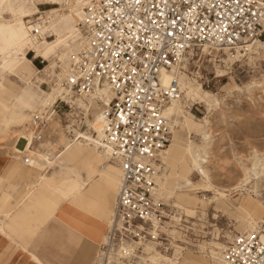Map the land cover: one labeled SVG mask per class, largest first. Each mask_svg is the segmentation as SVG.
Returning a JSON list of instances; mask_svg holds the SVG:
<instances>
[{
  "label": "rangeland",
  "instance_id": "rangeland-1",
  "mask_svg": "<svg viewBox=\"0 0 264 264\" xmlns=\"http://www.w3.org/2000/svg\"><path fill=\"white\" fill-rule=\"evenodd\" d=\"M11 2L17 12L16 16L4 14L6 22L17 24L16 19L19 18V13L25 10L34 14L26 19V25L40 23L43 31L41 34L38 27L35 31H31L38 36L41 54L33 49H27V60L20 59L21 49L29 46L26 42H22L4 56H0V67L4 65L1 62L2 57L9 60L6 69L0 68V82L19 91L20 97L12 102L10 106L12 112L7 119L0 121V151L11 158L4 174L0 177V195L3 192L9 193L13 204L19 206L23 195L40 182L38 174L40 168L36 165L38 160L35 157L43 154L50 158L51 165L40 160L47 166L46 173L49 176L64 175L65 167L69 165L68 163L62 165L60 158L65 157L70 163L73 162L63 152L64 144L74 146L79 143L80 134L89 130L91 122L99 110L104 109V105L100 101L90 104L87 99H80L64 88V81L70 71V55L79 48L76 41L79 36L72 39L71 36L69 37L71 32L68 33L76 24L60 20L61 15L71 13V1L11 0ZM19 29L21 33L27 32L25 28ZM259 39L264 41V33ZM44 41H46L45 44H43ZM205 52L210 56H201L196 64L190 65L191 63L187 62L181 68L180 76L183 82L190 84L195 92L215 94L220 101V105L211 116L212 130L216 136L209 150L212 158L205 165L214 188L202 191L188 187L182 191L168 192L170 189L163 188L162 183L170 174L181 173V166L177 161L164 156L165 169L159 181L160 193H163L160 196L167 204L176 207L183 215V219L185 218L191 227L193 225L194 229L193 235H190L191 240L179 244L186 249L181 247L178 249L179 257L175 264L183 257L203 261L206 264H218L209 258L208 251L211 250L209 246L225 244L238 233L257 229L250 225L252 220L248 219L243 209L249 210L253 202L264 205V173L256 179L253 174L245 171V168L252 167L257 160H260L263 165L261 171L264 172V85L262 87L257 85L264 81V52L256 55L244 51L242 57H236L237 54L229 53L227 50L215 49L205 50ZM12 73L14 75H11ZM236 87L240 88V91H236ZM5 98L11 101L12 93H6ZM46 99H48L47 104ZM65 101H72L74 103L72 108H69ZM179 104H182L184 110L191 113L198 123H201L207 114L208 106L205 103H201L196 97L191 100L185 98L182 90ZM180 110L182 109L179 107L172 116L177 123L168 147L169 149L172 143H176L179 153L183 152L189 139ZM38 114L46 119L47 126L40 133L35 131L36 135H41L42 141L37 143L38 139H35L34 145L32 116ZM34 118L40 121L38 116ZM72 130L80 131L73 134ZM68 131L70 135L67 134ZM176 135L177 138H174ZM21 137L28 141L25 148H23L25 144L23 140L19 147L16 146L17 140ZM191 140L195 145L203 144L202 138L194 133ZM88 151L90 152V149ZM174 155L176 156V153ZM110 164L113 163L110 161ZM188 164L191 181L201 185L203 176L197 172L192 163ZM23 165H27L29 169ZM101 166L97 168L106 169L103 165ZM81 173L88 181L89 176ZM3 176L4 181H1ZM173 177V180L169 182L174 187L177 186L178 177ZM98 179L99 176L94 175V181L89 180L91 182L88 189L95 184L106 189V184L97 181ZM107 195L112 209L116 191L111 189ZM184 195L195 198V201L185 199ZM16 209L12 210L11 214H14ZM6 211L10 209L0 212L2 225L9 222L5 216ZM62 211L63 216L59 219L64 223L79 231H90L87 240L98 246L90 261L94 260L96 264L99 257L97 255H101L100 246L102 242L107 241L106 234L110 227L102 221L99 223L95 214L74 212L75 210L69 204L63 206ZM175 220L179 221L178 216ZM94 222H98V230L92 233L91 226ZM253 222L257 224L256 226L264 223V213L260 219L257 218ZM191 223L194 224L191 225ZM104 232H106L105 236ZM170 232L172 235L181 237L176 227H172ZM102 235L106 237V240ZM99 236L102 237L100 241H98ZM145 253L148 256L142 255L140 264H144V261L156 260L157 252L154 254L151 248H145Z\"/></svg>",
  "mask_w": 264,
  "mask_h": 264
},
{
  "label": "built area",
  "instance_id": "built-area-1",
  "mask_svg": "<svg viewBox=\"0 0 264 264\" xmlns=\"http://www.w3.org/2000/svg\"><path fill=\"white\" fill-rule=\"evenodd\" d=\"M85 10L88 47L64 88L74 95L111 88L103 142L122 169L113 227L96 264H140L147 247L157 252L154 264H173L194 223L159 196L165 168L154 163L170 144L174 126L165 110L180 87L176 79L165 86L162 70L196 64L210 56L205 50L234 52L261 38L264 0H88ZM219 264H264V223L226 241Z\"/></svg>",
  "mask_w": 264,
  "mask_h": 264
},
{
  "label": "bare ground",
  "instance_id": "bare-ground-1",
  "mask_svg": "<svg viewBox=\"0 0 264 264\" xmlns=\"http://www.w3.org/2000/svg\"><path fill=\"white\" fill-rule=\"evenodd\" d=\"M51 2H59L60 0H50ZM71 1V9L69 14L61 15L60 20L61 21H70L75 23L76 27L74 26L72 30L68 31V33L71 32L69 37L71 36L72 39L77 36L76 41H78V49L75 52H72L70 55L71 64L69 66V73L72 71V65L73 62L77 59L78 53L86 49L88 47V40L87 36L85 35L84 28L81 26L85 22V15H86V6L88 5V0H70ZM35 4V3H34ZM36 5V4H35ZM37 9V8H36ZM5 11H7L5 13ZM17 10L12 6L11 0H0V56H4L8 51H11L13 48L21 44L22 42H26L28 44V47H24L21 49L20 55L22 57L20 59L27 60L26 57V51L27 49H33L37 53L41 54L42 50L40 49V41L38 39V36L36 34L31 33V31H35L38 27L40 30V33L42 34V26L40 23H36V25L27 26L26 25V19L33 16L34 14H31L29 11H21L19 13V18L16 19L17 24H12L5 21L4 14H11L16 16ZM79 20V21H78ZM79 22V23H78ZM80 28H79V27ZM19 28H25L26 33H21ZM262 32H264V21L262 22ZM42 37V36H41ZM60 38V36H58ZM45 39V38H44ZM46 41L43 42L45 44ZM222 50V49H219ZM227 50L229 53L230 51ZM250 52L254 53L256 55H261L262 52H264V41L262 39L260 40L258 37L254 38L252 40H249L243 47H239L234 51L236 57H242L243 52ZM246 55V54H245ZM224 56V55H223ZM45 57V56H44ZM231 57V55H230ZM239 59V58H238ZM9 60H5L4 57L1 58V62L4 63L3 66L0 68L6 69V64ZM182 67H172L171 69H163L162 70V76H163V84L165 86H168L174 79H176L179 82V95L172 99L170 103L168 104L167 109L165 110V116L172 121L173 124V131L172 134L176 128L177 121L173 120V115H175V111L179 109V107L182 109L181 111V117L184 124V128L187 130L188 133V141L187 146L184 148L183 152H178V146L176 143H172L170 148H166V150L163 152V154L160 156L157 162L154 163V166L156 168L159 167V164H164V156L166 158L172 159L177 161V163L181 166V173L175 175V173L170 174L167 176L162 185L163 188L168 187L170 190L168 192L174 193V190L182 191L183 189H186L188 187H194L193 190H202V191H209V188H214V184L207 175V172L205 170L206 166L209 163V159L211 157V152H209L211 145L214 143V132L212 130V121L211 116H213L214 111L216 110L217 106L220 105L219 99L216 97L215 94L207 93L199 94L198 92H195L190 84L184 83L183 78L180 76V70ZM11 75H14L13 73ZM260 87L264 85L263 83H258ZM181 90L182 93H185V98H189L190 100L192 98H198L201 103H205L208 106L207 114L206 116L201 120V123H198L196 121V118L189 113L188 111H185L182 104H179V99L181 96ZM236 91H240V88L236 87ZM68 91V90H67ZM12 93V100L5 98L6 93ZM44 93V92H43ZM69 93H71L69 91ZM33 96H35L34 93L31 92ZM73 94V93H71ZM44 95H47L44 93ZM50 95V94H48ZM74 95V94H73ZM80 97V99H87L90 104L95 102H102L104 105L103 110H99L94 120L91 122L89 130L86 132H82L80 134V142L75 144L74 146H71V144H64L63 152L70 157V159L73 160L72 163L69 162V159L65 157H61L60 163L62 165H65V163H68L70 166H66V171L64 172V175H53L49 176L46 173L47 166L44 163H41L40 160L43 162H46L47 164L51 165L52 162L50 161V158L46 155L40 154L39 157H35L38 162H36L37 167L40 168L38 174L40 175V182L37 185H33L30 190L25 193L19 203V206H15L13 202L11 201L12 197L9 193L3 192V194L0 195V212L4 211V209H10V211H6V218L9 222L7 224L2 225V222H0V231L4 234H7L5 230V226L13 225L15 222L16 214H18V211L26 210V211H32V210H38L41 208H46L49 211V216H47L40 224H44L48 221L50 217H58L62 218V207L65 205H71V207L75 210L74 212H79L82 214H88L92 213L95 214L97 221L99 223L102 221L105 223L110 229L113 227L114 222V215H115V209H116V203L114 206V211L112 218L111 216V203L109 201V197L107 193L113 189L117 191L118 183H119V191L120 186L122 182V176L119 182V175H120V169L121 164L117 160H113L111 158V147L106 145L103 142L104 139V123H105V112L110 104V102L113 99V92L111 88L108 85H104L103 87H100L96 92L94 93H84L82 95H74ZM58 98V97H57ZM20 99L19 97V91L13 89V87H8L5 85L4 82H0V121L7 119L9 114L12 112V108L10 107L14 100ZM46 104L48 103V99L45 100ZM188 102V101H187ZM66 105H69V108H72V104H74L72 101H65ZM80 105V103H78ZM181 105V106H180ZM35 116H38L40 118V121L35 120ZM46 119L42 116L33 115L32 116V128L33 129V136L32 140L35 145V139L37 138V143H40L42 141V137L40 134H35V131L40 133L43 131V129L46 128L47 123L45 121ZM44 124V125H43ZM71 129V127H70ZM73 134H76V132L80 130H72ZM195 134L196 136H200L203 140V144L201 145H195L193 144L192 134ZM70 135V132L68 133ZM23 138V137H21ZM17 140L16 145L19 143L20 139ZM174 138H177V135L174 136ZM25 139V138H24ZM28 144V143H27ZM26 144V145H27ZM24 145V148L26 147ZM72 147V148H71ZM88 147V148H87ZM90 149V152L88 151ZM33 153V152H32ZM93 153V154H91ZM176 153V156L174 155ZM31 156V155H30ZM29 157V156H28ZM260 159V158H259ZM26 163V160H24ZM110 161L113 164H110ZM188 163H192L197 172L202 175V184H194L190 179V166ZM103 165L105 170H100L97 167ZM119 165V166H118ZM262 162L257 160L256 163L253 164L252 167L245 168V171L247 173L253 174L256 179H258L259 175L263 174L264 172L261 171L262 169ZM102 167V166H101ZM91 170H88V169ZM122 170V169H121ZM193 170V169H192ZM85 173L89 176V180L94 179V175L99 176V179L97 181H102L106 184V189H102L98 186V184L91 186L90 189H88L89 182L86 181L82 175V173ZM173 176L178 177V183L177 186H172V184L169 182L173 180ZM181 179V180H180ZM206 179V180H205ZM248 179V177H247ZM1 181H4V176L1 178ZM94 181V180H93ZM95 181V183L97 182ZM160 181V178H159ZM163 192L160 193L159 190V196ZM119 194V192H118ZM161 197V196H160ZM185 199H191V201H195V198H190L189 196H183ZM11 207L12 210L16 209V213L11 214ZM244 213L248 216V219H251L252 222L250 223L251 226L254 228H257V224L253 221L255 219L259 218L264 213V205L262 204H256L252 203L249 210H244ZM72 216V214H71ZM75 217L73 216V219ZM92 233H94L96 230H98V222H94V225L91 226ZM209 248L211 250L208 251V256L212 260L216 261L219 264V255L220 251L224 248V244H216L215 246L210 245ZM35 257V256H34ZM36 260H38L35 257ZM39 261V260H38ZM151 261V260H149ZM147 261H144V264H146ZM155 261H151V264H154ZM177 262V261H176ZM174 262L173 264H175ZM177 264H206L203 261L188 259V258H182L181 261H179Z\"/></svg>",
  "mask_w": 264,
  "mask_h": 264
},
{
  "label": "crops",
  "instance_id": "crops-1",
  "mask_svg": "<svg viewBox=\"0 0 264 264\" xmlns=\"http://www.w3.org/2000/svg\"><path fill=\"white\" fill-rule=\"evenodd\" d=\"M21 142L22 140L16 146L19 147ZM10 160V157L0 151V177L4 174ZM23 166L29 169L27 165ZM119 169L120 182L122 176L120 166ZM118 192L119 183L111 218ZM21 209L16 214L14 224L5 226L7 234L0 231V264H94L95 261L90 260L98 246L87 240L89 230L79 231L58 217H50L41 225L40 223L49 216L46 208L32 211ZM105 234L106 232L103 233L104 236ZM103 235V239L106 240ZM102 237L99 236L98 241Z\"/></svg>",
  "mask_w": 264,
  "mask_h": 264
},
{
  "label": "snow or ice",
  "instance_id": "snow-or-ice-1",
  "mask_svg": "<svg viewBox=\"0 0 264 264\" xmlns=\"http://www.w3.org/2000/svg\"><path fill=\"white\" fill-rule=\"evenodd\" d=\"M121 119H123V116L121 117ZM145 150H147V149H145Z\"/></svg>",
  "mask_w": 264,
  "mask_h": 264
}]
</instances>
